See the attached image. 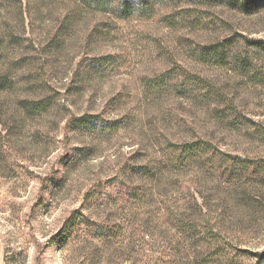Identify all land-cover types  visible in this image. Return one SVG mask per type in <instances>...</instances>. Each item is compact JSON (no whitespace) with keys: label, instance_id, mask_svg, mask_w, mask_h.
I'll return each mask as SVG.
<instances>
[{"label":"rangeland","instance_id":"374dc122","mask_svg":"<svg viewBox=\"0 0 264 264\" xmlns=\"http://www.w3.org/2000/svg\"><path fill=\"white\" fill-rule=\"evenodd\" d=\"M105 1L0 0V264H194L216 243L193 221L264 264L243 257L264 252V50L246 42L264 0ZM227 38V59L198 61ZM83 115L113 125L74 129ZM198 139L253 167L171 164L170 142Z\"/></svg>","mask_w":264,"mask_h":264},{"label":"trees","instance_id":"16d2710c","mask_svg":"<svg viewBox=\"0 0 264 264\" xmlns=\"http://www.w3.org/2000/svg\"><path fill=\"white\" fill-rule=\"evenodd\" d=\"M101 2V7L105 8V0H99ZM196 3L200 4H210L214 1L220 0H194ZM237 4L244 11H247L249 7L255 2V0H229ZM124 4L121 6L124 10L132 11L133 5H136L133 0H124ZM143 9L149 11V4L147 0L143 1ZM248 45L258 47L261 50H264V41L263 40H247ZM235 39L227 38L222 40L216 44H209L205 46H201L196 49V53L202 63H211L212 60H225L227 59V55L230 52V49L234 46ZM194 82L198 83L195 80L194 76H191ZM29 110L30 113L35 115L43 114L48 112L53 107V101L51 98H44L37 101L29 102ZM97 116L94 115H83L71 120L70 124L73 125L74 129L85 128L88 130L94 129H108L113 124L112 123H104L100 124ZM169 150L174 154L172 165H175L177 169H184L188 167L193 162H197L199 160L206 159L204 162L209 165H213L216 163L217 159H220L225 165H231L233 170L231 172L232 177L238 174V172L253 167V160H250L246 157L233 156L232 154H227L220 151L213 142L209 140L198 139L195 141H182L181 143L170 142ZM217 158V159H216ZM264 168V166H263ZM240 169V171H238ZM136 173L141 175L142 177H147L153 175V171L146 166H139L135 170ZM137 198L141 199V195L137 196ZM199 213L203 214L204 207L199 206ZM74 218V216H72ZM86 223V222H84ZM192 224H188L184 227V232L186 234H195V237L200 241H205L207 243V247L211 246L213 243H216V246L209 252V255H203L199 260L198 256L194 259L196 262L194 264H235L233 258L230 256V252L225 246L222 244H218L220 233L218 230H215L206 223L202 224V228H200L199 224L195 221L191 222ZM207 249V248H206ZM245 255L243 257H254L258 263H264V252L262 253H252L248 251H244ZM198 260V261H197Z\"/></svg>","mask_w":264,"mask_h":264}]
</instances>
